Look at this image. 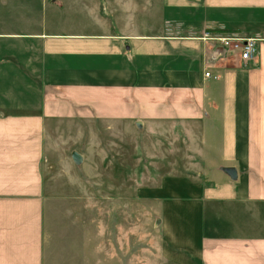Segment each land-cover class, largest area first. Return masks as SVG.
<instances>
[{
    "label": "crops",
    "instance_id": "obj_1",
    "mask_svg": "<svg viewBox=\"0 0 264 264\" xmlns=\"http://www.w3.org/2000/svg\"><path fill=\"white\" fill-rule=\"evenodd\" d=\"M162 1L164 24L141 34L132 19L122 27L107 20L95 0L82 1L91 25L59 32L23 19L37 15L22 11L23 0H0V264L51 257V215L66 190L63 133L97 119L175 146L183 134L193 153L202 129L218 120L224 173L170 193L164 179L148 193L171 206L158 221V264H264V0ZM206 31L260 40L259 59L232 58L201 40ZM132 226L119 229L122 250Z\"/></svg>",
    "mask_w": 264,
    "mask_h": 264
},
{
    "label": "rangeland",
    "instance_id": "obj_2",
    "mask_svg": "<svg viewBox=\"0 0 264 264\" xmlns=\"http://www.w3.org/2000/svg\"><path fill=\"white\" fill-rule=\"evenodd\" d=\"M42 1L23 0L22 11L30 7L37 14L23 19L36 18L54 32L68 30L70 25L92 24L82 4L92 0H76V3L58 0L63 4L57 7L42 5ZM95 1L107 20L117 21L122 27L132 19L141 34H155L164 24L162 0ZM78 122L80 125L70 126L63 133L67 174L61 176L66 190L60 197L65 198L61 202L62 210L57 209L58 203L51 215L54 237L48 243L51 257L46 264L160 263L157 245L163 243L165 227L158 221L166 219V209L171 206L168 202L158 205L148 193L150 190L157 193L164 179L172 186L167 190L170 193L173 189L185 190L188 185L211 182L224 173L221 167L227 164L222 161L220 122L215 121L213 128L202 129L191 145L194 153L188 150L190 143L183 134L176 139L175 146L172 139L146 135L105 119ZM57 136H61V131L55 130ZM74 152L85 158L83 163L73 161ZM54 173L58 175L59 170L55 169ZM131 221L133 233L126 251L121 249L116 237L120 227L124 231Z\"/></svg>",
    "mask_w": 264,
    "mask_h": 264
},
{
    "label": "built area",
    "instance_id": "obj_3",
    "mask_svg": "<svg viewBox=\"0 0 264 264\" xmlns=\"http://www.w3.org/2000/svg\"><path fill=\"white\" fill-rule=\"evenodd\" d=\"M201 40L213 42L232 58L240 59L244 63H254L259 59L260 40L256 38H242L235 34H216L206 31L201 36ZM205 77L219 79L218 76L213 77L210 72H207Z\"/></svg>",
    "mask_w": 264,
    "mask_h": 264
},
{
    "label": "water",
    "instance_id": "obj_4",
    "mask_svg": "<svg viewBox=\"0 0 264 264\" xmlns=\"http://www.w3.org/2000/svg\"><path fill=\"white\" fill-rule=\"evenodd\" d=\"M72 158L76 164H81L83 162V157L76 152L72 154ZM225 172L229 175V177L232 180L237 179V171L235 169H232V168L225 169Z\"/></svg>",
    "mask_w": 264,
    "mask_h": 264
}]
</instances>
